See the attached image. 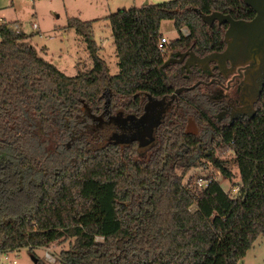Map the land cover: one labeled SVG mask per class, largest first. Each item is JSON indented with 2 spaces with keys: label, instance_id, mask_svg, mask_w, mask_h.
Masks as SVG:
<instances>
[{
  "label": "trees",
  "instance_id": "1",
  "mask_svg": "<svg viewBox=\"0 0 264 264\" xmlns=\"http://www.w3.org/2000/svg\"><path fill=\"white\" fill-rule=\"evenodd\" d=\"M213 12L255 16L242 0H169L111 13L117 75L98 56L95 21L67 19L92 62L74 77L39 56L16 23L0 24V254L68 241L59 264H238L264 236V87L251 121L222 129L207 121L199 135L177 131L138 161L136 151L94 148L84 134V118L101 110L104 93L117 111L134 115L147 95L169 94L175 81L164 76L169 68L161 71L168 53L223 51L226 25L208 27L199 16ZM164 20L178 37L161 53ZM181 109L182 121L197 117L195 107ZM215 148L234 153L236 197L213 180L202 191L183 186L174 173L205 160L231 178ZM11 197L21 201L8 209Z\"/></svg>",
  "mask_w": 264,
  "mask_h": 264
},
{
  "label": "rangeland",
  "instance_id": "2",
  "mask_svg": "<svg viewBox=\"0 0 264 264\" xmlns=\"http://www.w3.org/2000/svg\"><path fill=\"white\" fill-rule=\"evenodd\" d=\"M169 0H148L149 4L157 5ZM134 5H143L142 0H0V24L16 23L18 31L28 36L30 45L38 52L39 56L54 65L59 71L68 77H74L78 73L87 72L92 68V62L86 50L83 39L71 29L66 27L68 18H78L82 21H95L93 24V38L97 48L98 56L105 61L109 74L118 73V59L115 46L111 36V28L107 17L117 10H127ZM33 24L38 25L37 29ZM185 31V29H183ZM160 34L169 41L175 40L178 33L173 22L164 20L160 24ZM120 112H116L119 114ZM195 132V130L193 131ZM105 133V131H104ZM126 143L121 146H125ZM48 150L53 145H48ZM215 156L227 161L226 166L232 176L229 179L222 174L211 163L202 160L201 165L192 167L185 173L181 168H176L174 173L181 177V185L197 189L195 181L202 176L205 179L216 180L220 187L236 197L237 191L233 187L241 186L239 171L234 163L233 151L223 155L215 148ZM141 152L133 155L132 160L138 161ZM197 191H199L197 189ZM20 202V198H18ZM15 198L6 200L8 209L20 204ZM194 206L191 207L193 211ZM96 241H101L96 238ZM69 248V242H56L48 247L35 249L33 254L26 249L15 252L0 254V264H36L34 256H37L44 264H59L58 257L61 251ZM54 256L55 262H47L44 258L45 250ZM15 262V263H14ZM238 264H264V236H258L252 243Z\"/></svg>",
  "mask_w": 264,
  "mask_h": 264
},
{
  "label": "flooded vegetation",
  "instance_id": "3",
  "mask_svg": "<svg viewBox=\"0 0 264 264\" xmlns=\"http://www.w3.org/2000/svg\"><path fill=\"white\" fill-rule=\"evenodd\" d=\"M214 24H217V22H214L211 26ZM188 34L185 29L183 35L187 36ZM223 51L210 53L202 57L197 56L191 50L168 53L161 71L169 68L164 76L168 83L174 80L177 86L174 85L169 94H165L160 98L147 95L140 114L134 115L121 112L116 114V112H119L118 109L110 97L104 93L101 110L93 113L87 112L84 118V134L89 135L88 141L92 147L104 148L105 145L112 144L119 148L132 149L138 155L140 143L142 145L149 143L143 151H140L141 157L137 159H141L149 154L156 143L161 142L163 139L168 141L172 134L177 131H183L189 135H199L203 130H209L207 121L218 129L251 121L255 116H251V102L246 99L241 100L242 88L246 84L245 70L238 66L232 68L230 62H226L224 66H220L217 61L212 60H209L207 64H198L193 62L190 57V55H193L196 58L203 59L211 54H218ZM178 89L184 90L179 92L176 98L171 101L170 97ZM182 94H186L185 98H188L184 105L183 100L179 101ZM148 97H151L154 101H164V103H157L154 106L153 115L161 114L162 118L160 124L153 131L149 122L139 123L131 117L134 115L139 118L143 115ZM257 102L252 103V108L255 111ZM192 107L197 110V117L189 116L187 120L182 121L179 118L181 108L191 112ZM194 130L195 132H193ZM150 132L151 136L148 137L147 134ZM125 143V146H121Z\"/></svg>",
  "mask_w": 264,
  "mask_h": 264
},
{
  "label": "water",
  "instance_id": "4",
  "mask_svg": "<svg viewBox=\"0 0 264 264\" xmlns=\"http://www.w3.org/2000/svg\"><path fill=\"white\" fill-rule=\"evenodd\" d=\"M242 2L254 12L255 16L251 20H234L229 15L217 12L210 15L199 14L202 22L208 26H211L214 22H217L218 26L227 25L224 33L226 47L223 52L211 54L203 59L196 58L193 55H190V57L193 62L198 64H207L209 60H212L217 61L220 66L230 62L232 68L242 67L245 70L246 84L242 88L241 100L246 99L251 102V116H254L256 111L253 110L252 103L258 101L264 87V0H242ZM143 5H148V1H145ZM238 71L240 72V69ZM183 90H176L170 97L171 101ZM157 103L162 104L164 101H154L151 97H148L143 115L139 118L133 115L131 117L139 123L149 122L153 131L160 124L162 118L161 114L153 115L154 106ZM147 135L150 137L151 132ZM148 144L142 145L140 143L138 151H143ZM36 261L34 259V263Z\"/></svg>",
  "mask_w": 264,
  "mask_h": 264
},
{
  "label": "built area",
  "instance_id": "5",
  "mask_svg": "<svg viewBox=\"0 0 264 264\" xmlns=\"http://www.w3.org/2000/svg\"><path fill=\"white\" fill-rule=\"evenodd\" d=\"M143 2L145 1H148V0H142ZM33 28L34 29H37L38 28V25L36 24H33ZM183 32V31H182ZM169 40L167 38H165L164 36H162L160 39H159V43H158V49L160 50L161 53H164L166 51V46L168 44ZM216 181L214 179H205L203 178L202 176H199L197 177L196 181H195V186L197 187V189L199 191H202L204 190L207 185L211 182V181ZM217 182V181H216ZM233 192H236L238 193L239 191V187L237 185H235L233 187ZM226 192V191H225ZM228 195H229V192H226ZM230 196V195H229ZM232 197V196H230ZM44 258L47 262H50V263H54L55 262V258L54 256L49 252L48 249L45 250V255H44ZM15 263V262H14Z\"/></svg>",
  "mask_w": 264,
  "mask_h": 264
},
{
  "label": "crops",
  "instance_id": "6",
  "mask_svg": "<svg viewBox=\"0 0 264 264\" xmlns=\"http://www.w3.org/2000/svg\"><path fill=\"white\" fill-rule=\"evenodd\" d=\"M144 3V2H143ZM149 4V3H148ZM139 6H141V5H139ZM139 6H136V5H134L133 7H139Z\"/></svg>",
  "mask_w": 264,
  "mask_h": 264
}]
</instances>
